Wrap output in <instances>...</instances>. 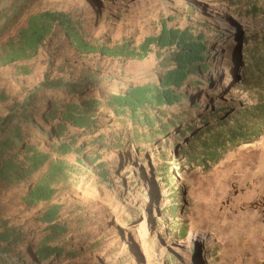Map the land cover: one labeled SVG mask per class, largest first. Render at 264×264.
<instances>
[{
    "label": "trees",
    "instance_id": "trees-1",
    "mask_svg": "<svg viewBox=\"0 0 264 264\" xmlns=\"http://www.w3.org/2000/svg\"><path fill=\"white\" fill-rule=\"evenodd\" d=\"M39 1L10 0L1 8L0 38ZM78 25L62 11L26 16L15 39L2 46L0 66L36 57L47 39H62L82 55L142 61L154 54L158 63L150 72L112 79H45L0 119V196L13 194L25 211H35L42 225L37 232L10 226L2 220L7 207L0 205V264H62L78 256L69 235L85 223L83 216H73L81 208L59 202L106 183L109 171L102 151L130 148L154 157L166 172L170 167L206 169L264 130V26L223 42L210 31L162 22L156 35L134 48L130 43L108 48L86 42ZM233 86L253 92L256 102L213 111L199 107L200 93L215 96L234 91ZM98 114L106 119L98 120ZM107 120L119 128L98 134ZM87 136L93 138L78 142ZM175 152L178 157L173 158ZM64 206L74 208L66 218L61 215ZM177 210H167L164 219L175 218ZM178 229L186 235V227ZM22 248L33 252V260H25Z\"/></svg>",
    "mask_w": 264,
    "mask_h": 264
},
{
    "label": "rangeland",
    "instance_id": "rangeland-1",
    "mask_svg": "<svg viewBox=\"0 0 264 264\" xmlns=\"http://www.w3.org/2000/svg\"><path fill=\"white\" fill-rule=\"evenodd\" d=\"M9 2L2 0L0 9ZM46 10L70 13L86 42L108 48L124 43L134 48L156 35L162 22L210 31L223 42L264 26V0H40L0 38V53L8 40L15 39L26 16ZM157 63L154 54L142 61L82 55L62 39H47L36 57L0 66V98L5 97L0 119L45 79L71 82L87 75L112 79L150 72ZM253 98V92L239 89L215 96L203 92L197 101L203 111H213L251 105ZM97 118L106 119L100 114ZM35 120L50 130L40 118ZM118 128L107 120L98 134ZM92 138L79 137L78 142ZM143 156L130 148L102 151L109 171L106 183L87 186L59 202L77 204L81 211L73 216L85 220L76 235H69L78 256L62 264H264V130L206 169L170 167L166 172L154 157ZM12 196H0V205L7 207L2 220L39 231L42 225L35 211H25ZM65 207L63 218L74 210ZM173 207L178 209L175 218L164 219ZM173 224L186 227V235ZM18 250L25 260H33L32 251Z\"/></svg>",
    "mask_w": 264,
    "mask_h": 264
},
{
    "label": "bare ground",
    "instance_id": "bare-ground-1",
    "mask_svg": "<svg viewBox=\"0 0 264 264\" xmlns=\"http://www.w3.org/2000/svg\"><path fill=\"white\" fill-rule=\"evenodd\" d=\"M264 234V233H263ZM261 239V238H260ZM262 244V243H261ZM263 247H264V245H263Z\"/></svg>",
    "mask_w": 264,
    "mask_h": 264
}]
</instances>
